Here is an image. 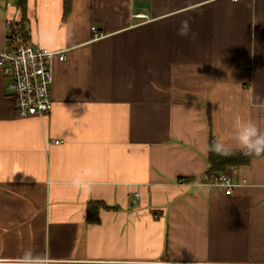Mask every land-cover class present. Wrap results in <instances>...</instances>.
<instances>
[{
  "label": "crops",
  "instance_id": "obj_1",
  "mask_svg": "<svg viewBox=\"0 0 264 264\" xmlns=\"http://www.w3.org/2000/svg\"><path fill=\"white\" fill-rule=\"evenodd\" d=\"M17 4L0 0V52ZM27 29L65 59L45 116L18 115L0 67V264L26 249L45 264H264V157L226 170L231 195L186 181L207 171L211 131L239 150L237 121L264 130V0H73L66 17L64 0H27ZM85 168L88 192L71 184ZM91 202L107 206L98 223Z\"/></svg>",
  "mask_w": 264,
  "mask_h": 264
},
{
  "label": "built area",
  "instance_id": "obj_2",
  "mask_svg": "<svg viewBox=\"0 0 264 264\" xmlns=\"http://www.w3.org/2000/svg\"><path fill=\"white\" fill-rule=\"evenodd\" d=\"M12 25L9 21L7 48L0 52V67L7 80V89L15 101L19 116H45L52 109L50 85L53 80V60L58 57L63 61L64 53L32 43H21ZM92 30L95 38L102 36L95 27ZM59 143L55 141V144ZM232 172L236 173L237 168H232ZM214 183L223 187L227 195L233 193L235 184L229 173L220 174Z\"/></svg>",
  "mask_w": 264,
  "mask_h": 264
},
{
  "label": "clouds",
  "instance_id": "obj_3",
  "mask_svg": "<svg viewBox=\"0 0 264 264\" xmlns=\"http://www.w3.org/2000/svg\"><path fill=\"white\" fill-rule=\"evenodd\" d=\"M190 32L191 27L189 22L187 20L181 21L177 34L186 37ZM260 107L264 108V104H261ZM233 140L235 141L236 147H238L244 155L258 156L264 154V130H262L254 121H237ZM209 150L221 156L233 154V146L222 140L214 141L209 145ZM91 175V169H83L71 179L72 186L76 190H82L84 192L91 191V182L83 179V177H90ZM45 260V257L34 254L31 249H26L24 253L18 257L19 264H45Z\"/></svg>",
  "mask_w": 264,
  "mask_h": 264
},
{
  "label": "trees",
  "instance_id": "obj_4",
  "mask_svg": "<svg viewBox=\"0 0 264 264\" xmlns=\"http://www.w3.org/2000/svg\"><path fill=\"white\" fill-rule=\"evenodd\" d=\"M73 0H64V16H68L72 9ZM22 10V19L19 23H12V29L21 39V43H29V31L27 29V0H18L17 4ZM216 141L213 132L210 133L209 145ZM264 157L262 155H244L240 150H233V154L228 156L217 155L209 150V167L207 171L198 178H188L186 181H198L201 183H210L220 174L225 173L230 167L247 166L253 159ZM107 208L104 203L91 202L88 208V222L98 223L96 210Z\"/></svg>",
  "mask_w": 264,
  "mask_h": 264
}]
</instances>
